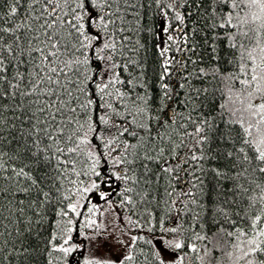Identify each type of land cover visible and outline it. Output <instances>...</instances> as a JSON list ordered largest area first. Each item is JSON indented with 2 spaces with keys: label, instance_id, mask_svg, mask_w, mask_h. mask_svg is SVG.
<instances>
[{
  "label": "snow or ice",
  "instance_id": "snow-or-ice-1",
  "mask_svg": "<svg viewBox=\"0 0 264 264\" xmlns=\"http://www.w3.org/2000/svg\"><path fill=\"white\" fill-rule=\"evenodd\" d=\"M0 264H264V0H0Z\"/></svg>",
  "mask_w": 264,
  "mask_h": 264
}]
</instances>
